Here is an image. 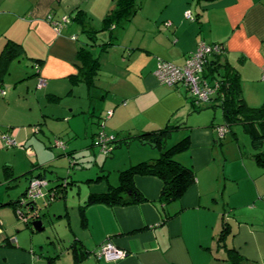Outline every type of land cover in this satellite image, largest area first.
<instances>
[{"label": "crops", "instance_id": "obj_1", "mask_svg": "<svg viewBox=\"0 0 264 264\" xmlns=\"http://www.w3.org/2000/svg\"><path fill=\"white\" fill-rule=\"evenodd\" d=\"M117 1L0 0V86L5 90L0 96V185L10 188L12 180L27 174L22 193L10 199L13 213L20 220L23 217H19L13 202L25 194L30 181L42 169L38 167L41 165L29 167L25 160L34 153L25 147L32 126L42 118L31 115L33 107L38 102L46 118L50 114L45 107L47 99L56 98L67 86L81 87L82 81L73 76L78 74L81 65L79 48L86 47L98 57L92 48L104 43H89L92 41L85 34L83 23L76 18L77 13L81 12L80 16L92 27L96 24L102 27ZM188 11L192 18L187 16ZM65 16L69 20L56 30L55 22H63ZM133 19L134 24L131 20L123 26L124 39L120 44L107 36L103 41L98 40L109 44L102 46L107 51L116 45L122 55L109 61L112 66L106 70L121 82L115 89L110 85L105 87L107 96L103 98L110 102L106 108L109 111L103 123L104 112L99 110L97 132L102 129L106 136L110 133L119 139L122 135L124 140L127 131L139 134L180 124L182 127L173 133L181 139L189 135L190 146L177 155L193 167L197 181L182 198L162 204L159 197L163 180L158 176L139 175L135 181L146 201L128 206L104 202L88 205L86 225L82 224L81 212L80 222H69L75 239L69 246L68 258L59 264H264V162L253 156L257 150L252 143L251 153L240 144L234 156L226 153L223 145L229 130L220 138L219 127L226 124L219 123L216 114L209 112L211 108L214 111L220 108L215 97L201 105L200 101H193L188 86L164 84L156 75L158 64L163 60L182 65L200 43L221 44L220 62L239 74L246 102L251 106L262 105L264 0H145ZM119 33L118 30V38ZM8 43L17 48L16 55L9 60L3 53ZM216 57L212 55L209 60ZM103 71L101 63L96 82L101 84L102 80V85ZM94 108L95 111L97 107ZM12 109L21 115H26L27 109L31 114L21 118L20 124L11 122ZM7 133L20 144L5 145L1 136ZM121 142H110L112 150L121 146ZM147 144V148L137 150L124 160V168L160 153V146ZM5 147L19 148L7 151ZM259 151H264V145ZM99 178L106 179L108 175ZM243 182L246 184L242 185ZM110 184L94 191H102ZM61 189L54 192V198L58 192L62 198L66 197L65 188ZM52 193L45 192V196L38 198H47ZM5 196L0 206H10ZM86 199L87 196L80 205ZM67 213L68 216V210ZM164 215L172 217L160 223ZM224 227L227 234L223 237ZM10 233L11 227L0 217V264H49L45 256H37L35 251L18 245L22 239L13 240ZM74 242L89 252L81 261L75 259L71 247ZM106 242L126 251V255L114 261L99 257L97 254ZM237 254L239 260L235 258Z\"/></svg>", "mask_w": 264, "mask_h": 264}, {"label": "rangeland", "instance_id": "obj_2", "mask_svg": "<svg viewBox=\"0 0 264 264\" xmlns=\"http://www.w3.org/2000/svg\"><path fill=\"white\" fill-rule=\"evenodd\" d=\"M142 1L144 2L145 0H139L140 6ZM132 23H135L134 19H132ZM94 27L101 28L98 24L94 25ZM122 28L123 26H119L112 32L111 30H102L90 35L88 33L85 34L92 40L97 37V41H103V37L107 36L114 39V41L118 40V44H120L124 39V29ZM118 30L120 31L119 38L116 34ZM97 43L101 44L105 42ZM107 45L109 44L103 46L107 47ZM92 49L96 51V56L100 57L101 63L103 64L104 71L101 73L104 74L103 85L102 80L98 78L101 84L96 82V87H94V89L84 81H82L81 87H76L75 89L73 86L65 87L61 90L62 94L55 95L56 98L48 97L49 99H47L45 107H47V111L50 114L46 118L42 115L41 107L38 102H36L33 107V114L27 109L26 115H21L18 110H15L14 113L13 109L9 113V121L19 124L20 121H23L20 120L21 118L28 117L30 114L33 115V117H37L38 115L42 117L39 124L37 123L36 126H32L31 137L25 147L30 148L28 150L34 151V153L31 156L25 155V160L30 165L29 167L51 164V167H49L46 174H44V177H37L34 179L49 182V184L43 188L44 192L52 193L61 188H65L67 195L65 198H62V194L60 195L58 192L56 198L52 196L53 201L49 200V198H51L50 196L36 199L34 209L29 206V208L27 206L24 207V211L30 219L29 223L24 222L16 217V213H13V208L11 206L12 200H10L17 198L22 193L23 187L27 184V174H21L22 176L18 179L11 181L12 187L7 188L6 184L0 185V200L6 195L5 199L10 203V206H0V217L6 220L7 225L11 227L10 234L13 235L11 239L14 240L15 237H20V239H22V241L17 243L18 245L35 251L37 256H45L48 258L47 260L53 257L55 264L56 262L59 264L61 260L63 262L66 261V258L69 256V246L75 239V232L74 230H70V224L72 222H80V203L89 195V189H103V187L108 186L109 182L113 185H117L119 183L120 170L124 168V160L129 159L131 155L133 156L137 150H142L148 146L147 143L136 136L138 135L136 131L132 132L134 134H131V131H127L126 134L130 133L129 135L133 136L128 139V143L124 141V143H121V146L115 147L110 152L103 151L99 139V133L102 129L97 132L99 130L97 127L99 110L102 109L104 112L101 121L105 123V119L108 116L107 112L109 111L106 108L109 105L108 103H110L106 100V97L103 98L104 95L107 96L105 87L110 85L115 89L121 82L120 79H115L111 76V72L106 70H109V67L112 66L109 61H115L114 58L121 56L122 52L116 45L110 51L103 49L100 45H98V48ZM110 57L113 59H110ZM34 91H37L36 88ZM34 101H36L35 98ZM205 103V101H200L201 105ZM91 104L92 106H90ZM94 107H97L95 111ZM209 112L216 114V119L219 123L226 124L221 108H217L215 111L214 108H211ZM228 130L229 132L224 139L223 147H225L226 153L228 152L229 156H234L236 153L234 151L238 150L237 146H239V144L244 150L250 153L253 152L250 134L244 129L242 124H233ZM96 132L98 133L97 136L95 134ZM108 134L114 136L110 133ZM234 136H238L239 139H235ZM122 138L123 136L121 135L118 140ZM180 139L181 138H179L176 133H173V135L167 139L165 147H171ZM57 141L61 142V144H56L58 143ZM16 143L20 144L19 142ZM12 148L19 147H7L6 150L11 151ZM0 155L2 154L0 153ZM176 156L178 157V155ZM10 159L13 161L14 157L11 156ZM103 174L108 175V178H106L108 180L101 178L103 179V183H100L101 179L99 176ZM90 183L94 186L89 187ZM244 184H246V182L242 183V185ZM66 198L67 201H64ZM67 210L69 211L68 216ZM37 216L43 222V229L41 231H36L34 229V221L37 219ZM76 217L78 219H76ZM12 219L15 220V222H13Z\"/></svg>", "mask_w": 264, "mask_h": 264}, {"label": "trees", "instance_id": "obj_3", "mask_svg": "<svg viewBox=\"0 0 264 264\" xmlns=\"http://www.w3.org/2000/svg\"><path fill=\"white\" fill-rule=\"evenodd\" d=\"M139 6V0H118L116 6L104 18V25L101 28H94L89 22L86 23L83 15L80 16L81 12L77 13L76 18L83 23L84 32L89 35L102 30H111L112 32L115 28L124 26L127 22L131 21ZM105 44L107 43L101 46ZM16 51V45L8 43L3 53L9 56L7 58L9 60L16 55ZM77 55L81 65L78 74L73 75L74 79L84 81L90 87L94 86L101 67L100 58L95 57L92 51L86 47L79 48ZM214 55L217 56L216 59L208 60L206 64L205 76L210 80L216 79L222 82L215 100L219 101L217 105L223 110L226 125L230 127L233 124H242L250 134L253 148L257 150V153L253 156L259 161L264 162V151H259L264 145V103L260 106L249 105L243 96L239 74L228 65L222 64L219 54ZM223 67L225 70H221ZM194 99V102L199 101L196 98ZM181 127L180 124L167 125L159 130L144 131L136 135L145 143L160 146V153L152 159H144L123 168L120 171L119 183L117 185L110 184L108 188L102 191L92 190L87 196L86 201L80 205L82 224L86 225L85 208L88 205L104 202L111 205L128 206L146 201V196L135 181L139 175L158 176L163 180V188L159 197V201L162 204L182 198L186 191L197 181V173L193 167L184 163L176 156L179 152L190 146V137L189 135H185L171 147H165V143L171 137L173 131ZM132 137L128 134L124 137V140H118V136L114 135L110 142H128V139ZM38 167H42V169L37 171L36 177H44L51 164ZM8 176L12 177V173L9 171ZM54 195L56 194L54 193ZM53 198L51 196V199ZM51 199L49 200L51 201ZM13 203L19 217H23V221L29 223V216L24 211V207H31L29 202L22 203L19 198ZM170 217L172 216L164 215L160 223L167 221ZM226 234L227 228L224 227L221 236L224 237ZM71 247H73L76 261H81L89 255V252L83 250V247L76 242ZM239 256L237 254L235 258L239 260ZM49 264H54L53 257H50Z\"/></svg>", "mask_w": 264, "mask_h": 264}, {"label": "built area", "instance_id": "obj_4", "mask_svg": "<svg viewBox=\"0 0 264 264\" xmlns=\"http://www.w3.org/2000/svg\"><path fill=\"white\" fill-rule=\"evenodd\" d=\"M187 16L192 18L190 11L187 12ZM69 20L68 16L63 18V22H55L56 30H60L63 23ZM223 51L221 44L217 43H200L197 50L190 54L184 64L178 65L171 61L163 60L158 64L156 70V75L160 82L167 85L185 84L188 86L191 94L194 98L199 101L208 102L212 100L217 92L219 91L222 82L218 80H209L205 76L206 64L210 56L214 54H220ZM263 78H264V68H263ZM45 84V82H42ZM5 94V90L0 86V96ZM112 113L109 112V116ZM228 131L227 125H221L219 127V136L223 138L225 133ZM114 136H106L102 130L99 133L100 144L103 147V151H112V146L110 145L111 138ZM1 141L7 146H15L16 140L11 137L8 133L1 136ZM61 144V142H59ZM63 145V144H62ZM48 182L41 181L39 179H33L30 181L29 187L25 194L21 197V202H31L40 196H44V187H46ZM54 196V192L51 194ZM50 196V197H51ZM99 257H105L109 261H114L123 258L126 255V251L120 250L113 243L106 242L103 244L97 254Z\"/></svg>", "mask_w": 264, "mask_h": 264}, {"label": "water", "instance_id": "obj_5", "mask_svg": "<svg viewBox=\"0 0 264 264\" xmlns=\"http://www.w3.org/2000/svg\"><path fill=\"white\" fill-rule=\"evenodd\" d=\"M92 42H98L97 41V37H95L94 38V40H92V39H90ZM48 184H49V182H48ZM47 184V185H48ZM36 200V199H35ZM35 200H33V201H31V202H29V204H30V206H31V208L32 209H34L35 208ZM34 229L36 230V231H41L42 229H43V222H42V220L37 216V219L34 221Z\"/></svg>", "mask_w": 264, "mask_h": 264}, {"label": "flooded vegetation", "instance_id": "obj_6", "mask_svg": "<svg viewBox=\"0 0 264 264\" xmlns=\"http://www.w3.org/2000/svg\"><path fill=\"white\" fill-rule=\"evenodd\" d=\"M45 195H46V194H45ZM45 195H44V196H45ZM46 197H47V196H46ZM44 198H45V197H44Z\"/></svg>", "mask_w": 264, "mask_h": 264}]
</instances>
